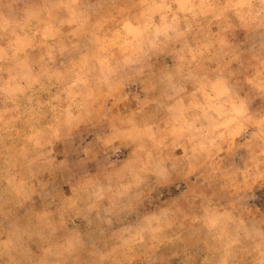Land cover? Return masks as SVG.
I'll return each instance as SVG.
<instances>
[{"label":"rangeland","instance_id":"rangeland-1","mask_svg":"<svg viewBox=\"0 0 264 264\" xmlns=\"http://www.w3.org/2000/svg\"><path fill=\"white\" fill-rule=\"evenodd\" d=\"M0 264H264V0H0Z\"/></svg>","mask_w":264,"mask_h":264},{"label":"crops","instance_id":"crops-1","mask_svg":"<svg viewBox=\"0 0 264 264\" xmlns=\"http://www.w3.org/2000/svg\"><path fill=\"white\" fill-rule=\"evenodd\" d=\"M48 11V9H46V12Z\"/></svg>","mask_w":264,"mask_h":264}]
</instances>
